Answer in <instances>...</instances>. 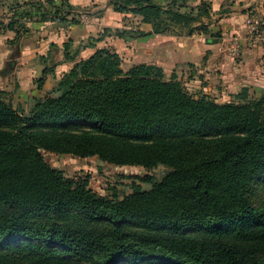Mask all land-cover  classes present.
<instances>
[{"label":"trees","instance_id":"16d2710c","mask_svg":"<svg viewBox=\"0 0 264 264\" xmlns=\"http://www.w3.org/2000/svg\"><path fill=\"white\" fill-rule=\"evenodd\" d=\"M163 1L111 0L152 30L106 28L74 52L64 43L72 69L27 108L0 91V264H264V205L255 202L264 183V94L243 88L226 103L195 96L158 65L125 71L110 47L78 60L110 32L210 33V3ZM76 9L70 0L18 4L2 30L15 31L16 43L27 22L79 24L68 18ZM46 151L169 170L143 177L149 188L103 196L88 179L52 167Z\"/></svg>","mask_w":264,"mask_h":264},{"label":"crops","instance_id":"0c3cea01","mask_svg":"<svg viewBox=\"0 0 264 264\" xmlns=\"http://www.w3.org/2000/svg\"><path fill=\"white\" fill-rule=\"evenodd\" d=\"M30 1L34 0H0V20L12 14L13 6ZM90 1L70 0L73 6H84ZM203 2L212 6L211 18L206 22L211 23L209 29L214 37L206 36L203 31L193 35L153 34L135 39L118 38L109 33L103 41L95 43L96 47L84 48L78 60L88 58L98 48L110 47L121 56L138 59L136 64L158 65L169 76L175 74L178 80L190 76L196 82L202 81L203 86H209L220 97L240 93L243 88L264 93V45L260 42L250 45L246 27L247 18L253 12L262 14L264 19V0H194L192 5ZM100 8L102 18L88 26L27 22L26 31L16 43L13 42L15 31L0 30V91L16 99L18 105L26 101L28 106L32 97L42 96L40 93L48 88L51 76L60 80L74 65L63 62L64 43L70 41L73 47H79L84 40L97 37L103 27H119L122 14L105 5ZM137 18L139 29L152 30L150 24ZM52 65H57L56 68L61 65L62 69L46 74ZM44 75L45 84L40 88L37 81Z\"/></svg>","mask_w":264,"mask_h":264},{"label":"rangeland","instance_id":"374dc122","mask_svg":"<svg viewBox=\"0 0 264 264\" xmlns=\"http://www.w3.org/2000/svg\"><path fill=\"white\" fill-rule=\"evenodd\" d=\"M89 1V0H88ZM158 3H163V0H155ZM59 3H61L59 1ZM58 5L59 8H63V13L66 11H69L67 8ZM111 7L113 9V5L111 4V0H92L88 2V4L82 6H74L76 11L71 13V15L68 17L69 19L76 18V20L81 25L88 26L89 24H96L97 20L102 18V10L100 7L102 6ZM48 10L46 11H54V7L47 6ZM42 14V12H39V15ZM122 14V20L120 21V24L118 25L120 29H138L139 28V20L137 16H134L133 14ZM124 15V16H123ZM257 15L262 19V25L264 26V19L262 17V14H252ZM83 19H88V22H84ZM208 21V20H206ZM40 23V22H39ZM71 25L69 22H66V26ZM117 27V28H119ZM260 27V28H261ZM116 27L111 28L113 30L117 29ZM106 28L103 27V31L100 32L97 37L92 36L89 39H86L83 41L84 44H87L89 42H93L94 39L99 38L104 32ZM210 33L206 34V36L211 37L213 33L209 29ZM264 31V30H262ZM109 34V33H107ZM111 35L115 34V32H110ZM263 44V43H262ZM80 46V45H79ZM78 47H73L71 49L72 52L76 51ZM137 50V49H136ZM121 55V54H120ZM123 57V68L125 71L129 70L133 65L138 63V59L130 58L129 56ZM52 65L53 70L51 73L55 74L56 70H61L62 66ZM51 67V68H52ZM163 69V68H162ZM55 70V71H54ZM164 71V70H163ZM165 73V72H164ZM62 74V72L60 73ZM167 78L171 77L167 73H165ZM62 76V75H61ZM59 79H57V76L52 77L49 82L48 88L41 91L40 95L47 96L51 93L53 90V87L55 88L58 84ZM196 79H193V77L187 76L183 78V83L187 90L195 95V96H202L206 95L211 97L212 99H215L217 102L220 103H226L233 100L232 95H226L225 97H220L216 93L209 90V86H203L202 81H195ZM251 95L255 96L256 98L262 96L264 93L259 92L256 94V92L250 91ZM7 100L11 101L16 107L18 106V101L16 99H12L9 94H5ZM24 103V104H23ZM31 103V101L29 102ZM19 105H24L27 108V102H19ZM84 126H89L90 124L87 123H81ZM45 160L55 168L60 169L66 176H69L74 179H88L90 188L93 189L94 192L107 196V195H117L119 198H122L125 195H128L132 193L133 191V185H141L143 188H149L150 185L144 183L142 181L143 177L145 176H151L155 179H161L169 170L167 167L159 166L157 168L147 170L141 166H118L114 164H110L107 162H104L100 160L98 157H89V158H78L74 157L72 155L68 154H56L51 152H44ZM257 188L259 190H256L257 196H255V202L258 206L264 205V183L260 182L257 185Z\"/></svg>","mask_w":264,"mask_h":264},{"label":"built area","instance_id":"2783aa9c","mask_svg":"<svg viewBox=\"0 0 264 264\" xmlns=\"http://www.w3.org/2000/svg\"><path fill=\"white\" fill-rule=\"evenodd\" d=\"M11 20L10 15L5 19L0 20V30L3 29V26ZM84 22H88V19H83ZM262 25V19L257 15H249L246 21V27L248 31L247 40L250 45L256 43H263L264 45V31L260 29Z\"/></svg>","mask_w":264,"mask_h":264}]
</instances>
